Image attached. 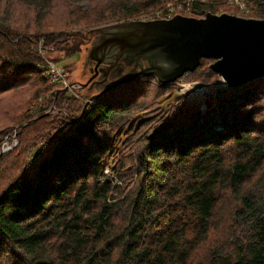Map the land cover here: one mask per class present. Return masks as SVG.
<instances>
[{
    "label": "trees",
    "instance_id": "trees-1",
    "mask_svg": "<svg viewBox=\"0 0 264 264\" xmlns=\"http://www.w3.org/2000/svg\"><path fill=\"white\" fill-rule=\"evenodd\" d=\"M67 1L73 26L91 32L141 15L172 16L156 7L173 0ZM9 2L7 10L14 3L33 8L38 24L52 0ZM177 2L186 6L182 15L238 13L225 0L172 3ZM251 2L246 16L264 18V0ZM90 31L81 40L92 39ZM39 40L43 49L56 41L55 33L17 29L10 13L0 10V92L34 78L52 86L47 65L37 64ZM74 43L64 45L65 55L79 50ZM212 60L201 58L187 72L200 71L201 83L217 86L204 109L176 98L162 113L156 108L137 120L125 135L114 123L138 103L132 87L155 79L140 75L116 86L110 100L102 95L89 102L78 122L46 126L35 135L25 157L2 171L9 179L0 182V264H264V76L227 88L217 84ZM2 66L12 75H3ZM32 113L25 111L17 133L44 117ZM141 121L153 123L143 127ZM221 204L219 222L229 232L214 243L208 240L209 223Z\"/></svg>",
    "mask_w": 264,
    "mask_h": 264
},
{
    "label": "rangeland",
    "instance_id": "rangeland-1",
    "mask_svg": "<svg viewBox=\"0 0 264 264\" xmlns=\"http://www.w3.org/2000/svg\"><path fill=\"white\" fill-rule=\"evenodd\" d=\"M8 1L13 2L12 0L2 1L0 3V10H3L5 13H10L11 24L17 27V29L32 31L36 27H39L44 32L55 33L56 41L46 42L45 45H43V49H39L40 44L42 45V42L40 41L41 39L39 40L37 51H39L41 54L42 60L37 64L48 65L49 62L53 63L55 67L61 70L66 84L64 85L63 83L56 82L55 77L49 73L47 68H45L43 70L49 74L52 86L47 81L34 78L25 83V85H16L10 89L0 92V182L2 180L9 179V177L6 176L2 171L7 167L14 166L13 164L18 163L20 158L25 157L26 149L31 146L30 142L33 140L35 135H38L40 131H44L46 126H57L60 122H62V124L59 126H65L64 128H66L69 126V124L78 122V120L81 118L80 114L84 104L87 102V100H89V97L92 94L100 91H88L87 88H81L77 85H71L66 89V87L71 83H80L86 81L92 73L89 71V68L92 65L89 64L84 66L87 56L86 48L90 45V41L92 39H89L87 43L86 38L81 40L84 35H90L89 31L92 28H80L73 26V22L71 19H69L71 12L67 6V0H52L47 16L44 15L45 17L40 19L38 24L34 22L37 20V17L33 8L22 3H14V5L7 10L6 7ZM173 1H168L156 8H160L158 11H165V13H170L172 16L174 13L185 14L187 12L186 6L184 7L182 2L172 3ZM92 4L94 5V3ZM250 4L253 3L251 2ZM156 8H154L152 11H156ZM234 15L249 17L239 13H234ZM141 16L137 17V19L146 18H142ZM94 29L92 30L93 33L90 31L91 35L94 34ZM78 30L86 31H82L81 36H78ZM67 33H72V35L67 36ZM73 40H77L79 50L75 51L73 54L65 55L62 48L65 44H68L70 47L71 45L76 47V44H73ZM27 71L31 76L36 75L31 70ZM11 72L12 71L8 66H2L3 75L11 76ZM190 74L192 73H185L183 76L176 79L174 81V86L171 88L167 86H160L156 78L149 79L142 83L139 89L136 86L132 87L138 92L137 95L134 97L132 96L135 98V100H138V103L134 104L130 108L129 112L127 113L129 117L126 116L125 118L116 121L115 125L119 126V131L124 130L126 135L127 133L131 132L132 127L137 120H140L145 115H149L150 113L154 112L152 110L156 108H160V113H162V111L168 108L170 104L175 102L176 98L186 99L189 102L196 101L198 102V106L204 109L205 98L212 95L215 92L217 86L214 85V83L211 85H204L201 83V80L199 81V79L203 78L201 77L200 71L193 75ZM192 76L197 77L198 80H193ZM262 77L257 79L259 80ZM221 80L222 79L219 78L217 84H221L222 86L226 87V85L221 82ZM131 81H133V79L125 82V84H129ZM113 89H109L110 91L108 90L110 93L106 91L107 93L103 94L106 96V98H108V100L114 97V95H111L115 93V91H112ZM140 89L141 92L139 93ZM61 92L67 93V97L61 99ZM101 96L94 98L89 102L95 103L96 100ZM117 98H119V94L113 99ZM62 100L63 102H61ZM25 111L33 112L32 114L35 116V118L43 115L44 117L40 118V121L36 126L29 127L24 131L17 133V128H19V126H16V123L25 119ZM152 123L153 122L149 121H141L140 126H151ZM5 127H7V129L6 131H3ZM107 170L108 168L106 167L105 172ZM257 181L258 180L255 178L253 180V184H255ZM222 208L223 205L221 204L219 206V211L216 210L214 218L209 223L210 232H208V240L214 243L217 241H222L224 239L222 235L226 232H229L225 224H221L219 222ZM198 254V256L201 255L202 257L204 254H206L205 249Z\"/></svg>",
    "mask_w": 264,
    "mask_h": 264
},
{
    "label": "water",
    "instance_id": "water-1",
    "mask_svg": "<svg viewBox=\"0 0 264 264\" xmlns=\"http://www.w3.org/2000/svg\"><path fill=\"white\" fill-rule=\"evenodd\" d=\"M93 36L84 63L92 65L93 73L66 87L100 89L80 117L89 101L119 84L140 75H153L161 84L174 82L193 71L201 58L213 59L209 67L228 88L264 76V18L210 11L201 17L136 18L96 27Z\"/></svg>",
    "mask_w": 264,
    "mask_h": 264
},
{
    "label": "built area",
    "instance_id": "built-area-1",
    "mask_svg": "<svg viewBox=\"0 0 264 264\" xmlns=\"http://www.w3.org/2000/svg\"><path fill=\"white\" fill-rule=\"evenodd\" d=\"M228 5L237 9L239 14L246 15L250 11L251 0H225ZM47 69L51 75L55 77L58 83L66 84L61 70L51 62L47 65Z\"/></svg>",
    "mask_w": 264,
    "mask_h": 264
},
{
    "label": "flooded vegetation",
    "instance_id": "flooded-vegetation-1",
    "mask_svg": "<svg viewBox=\"0 0 264 264\" xmlns=\"http://www.w3.org/2000/svg\"><path fill=\"white\" fill-rule=\"evenodd\" d=\"M92 73H93V72H92ZM92 73H91V74H92ZM91 74H90V75H91ZM93 79H94V78H93ZM104 81H105V82H107V81L109 82V79H108V78H106V79H104ZM110 82H111V81H110ZM91 90H96V91H99L100 89L98 88V85H95V86H93V87H92V89H91Z\"/></svg>",
    "mask_w": 264,
    "mask_h": 264
},
{
    "label": "bare ground",
    "instance_id": "bare-ground-1",
    "mask_svg": "<svg viewBox=\"0 0 264 264\" xmlns=\"http://www.w3.org/2000/svg\"><path fill=\"white\" fill-rule=\"evenodd\" d=\"M13 1V0H12ZM10 3V2H9ZM6 88V87H5ZM116 123V122H115ZM114 123V124H115ZM113 124V123H112ZM116 126V125H115ZM118 126V125H117ZM16 178V177H15ZM260 198V197H259ZM260 211V210H259ZM250 213V212H249ZM260 213V212H259ZM249 215V214H248ZM261 216V215H260ZM251 221H252V219H251ZM254 221V220H253ZM258 226V225H257ZM264 238V237H263ZM110 240V239H109ZM263 240V239H262ZM113 241V240H112ZM88 248V247H87ZM144 250V249H143ZM113 251V250H112ZM87 252H88V250H87ZM110 253H111V251H110ZM92 254V253H91ZM95 254V253H94ZM114 255V254H113ZM96 257V256H95ZM93 263V262H92ZM215 264V263H214Z\"/></svg>",
    "mask_w": 264,
    "mask_h": 264
}]
</instances>
